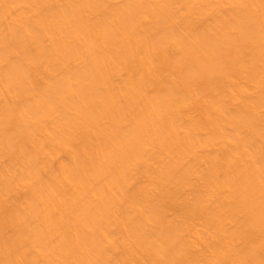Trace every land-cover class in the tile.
<instances>
[{
	"label": "bare ground",
	"instance_id": "bare-ground-1",
	"mask_svg": "<svg viewBox=\"0 0 264 264\" xmlns=\"http://www.w3.org/2000/svg\"><path fill=\"white\" fill-rule=\"evenodd\" d=\"M260 135L264 0H0V264H264Z\"/></svg>",
	"mask_w": 264,
	"mask_h": 264
},
{
	"label": "rangeland",
	"instance_id": "rangeland-1",
	"mask_svg": "<svg viewBox=\"0 0 264 264\" xmlns=\"http://www.w3.org/2000/svg\"><path fill=\"white\" fill-rule=\"evenodd\" d=\"M126 75H131L133 77L136 76V74H133L132 72ZM186 75L187 70L181 66L178 61L174 60L173 64L168 69L156 71L152 85L150 86V91L153 94L165 95L167 89L171 88V94L174 96L185 97L186 100L184 103L178 104L173 108V112L175 113L173 115L176 117L182 116L184 121L182 129L190 130L204 122L205 114L203 111V105L207 102L209 96L203 94V84L200 78L195 77L193 80H188ZM237 105H239V103L234 104L233 107H236ZM163 107L169 110L172 106L166 102ZM173 115L168 117L171 118ZM257 142L262 151H264V136H258ZM144 180H147V178L144 177ZM137 185L138 182L134 181L130 184L129 189L133 191L136 189ZM174 212V209L168 211L171 216ZM244 222L245 214L241 213L237 219L230 224L231 230L237 229L240 225L243 226ZM242 242V238L237 240L238 244H241Z\"/></svg>",
	"mask_w": 264,
	"mask_h": 264
}]
</instances>
